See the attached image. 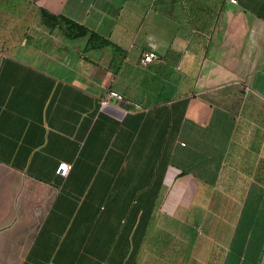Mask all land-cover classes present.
I'll return each mask as SVG.
<instances>
[{"label": "crops", "instance_id": "1", "mask_svg": "<svg viewBox=\"0 0 264 264\" xmlns=\"http://www.w3.org/2000/svg\"><path fill=\"white\" fill-rule=\"evenodd\" d=\"M236 1L0 0V264H264V0Z\"/></svg>", "mask_w": 264, "mask_h": 264}, {"label": "built area", "instance_id": "2", "mask_svg": "<svg viewBox=\"0 0 264 264\" xmlns=\"http://www.w3.org/2000/svg\"><path fill=\"white\" fill-rule=\"evenodd\" d=\"M231 2L236 3V0H231ZM159 59V55L154 52V51H146L143 53L142 58H141V64L144 66H148L149 64L155 62L156 60ZM118 102H125V97L120 94L117 91L110 90L108 94L101 99V105L104 107L106 105H114V101ZM71 168V165L68 164L67 162H61L58 167V174L66 176Z\"/></svg>", "mask_w": 264, "mask_h": 264}, {"label": "water", "instance_id": "3", "mask_svg": "<svg viewBox=\"0 0 264 264\" xmlns=\"http://www.w3.org/2000/svg\"><path fill=\"white\" fill-rule=\"evenodd\" d=\"M103 111L109 114H112L118 118H121L124 115V110L118 106L106 105L103 107Z\"/></svg>", "mask_w": 264, "mask_h": 264}, {"label": "trees", "instance_id": "4", "mask_svg": "<svg viewBox=\"0 0 264 264\" xmlns=\"http://www.w3.org/2000/svg\"><path fill=\"white\" fill-rule=\"evenodd\" d=\"M47 17H48V18H53V16H51V15H49V14H47ZM74 25H75L76 27L82 29V32L85 33V34H87V33L89 32V31L86 30L83 26H79V25H76V24H74Z\"/></svg>", "mask_w": 264, "mask_h": 264}]
</instances>
